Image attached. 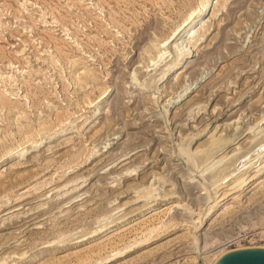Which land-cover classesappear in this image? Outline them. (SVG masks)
Returning a JSON list of instances; mask_svg holds the SVG:
<instances>
[{"label":"rangeland","instance_id":"rangeland-1","mask_svg":"<svg viewBox=\"0 0 264 264\" xmlns=\"http://www.w3.org/2000/svg\"><path fill=\"white\" fill-rule=\"evenodd\" d=\"M210 1L174 48L201 0H0V264H197L264 226V178L192 222L207 152L264 139V0Z\"/></svg>","mask_w":264,"mask_h":264},{"label":"bare ground","instance_id":"bare-ground-1","mask_svg":"<svg viewBox=\"0 0 264 264\" xmlns=\"http://www.w3.org/2000/svg\"><path fill=\"white\" fill-rule=\"evenodd\" d=\"M211 7H212V1H210V0H203L202 1L201 0V2L198 5H196V7L188 13V15L175 28V30L173 31V33L171 35L173 38V41H174V44H173L174 48H178V45L181 42L185 41L187 38L190 39V37L192 36L193 33L191 35H189V34H190L191 30H194L193 27L196 24L195 23L196 20H198V18H200V16H202L203 13H205L206 11H209L211 9ZM169 38L170 37H168V39ZM168 49L171 51V49H173V48L171 46V47H168ZM184 50H186V49H184ZM165 54H166V52L161 51L159 53V56H158L159 59L160 60L165 59L167 57V56L164 57ZM191 56L192 55H190V50L188 48V50L179 54V56H177V59L173 60V62L166 65L163 68L160 75L158 77L156 75V79H154V82H153L154 84L152 85V87H154L153 90L158 92L157 89L155 88V85L158 82H161L164 79H167L173 72H176L177 70L182 69L186 65V63L189 62V58ZM153 62H154V60H152V63ZM184 74H182V75H184ZM188 89H189V86H188V88L183 89L184 90L183 95H180V93L179 94L177 93L178 94L177 97L185 96L188 92ZM156 98H158V96ZM173 102H175V101H173ZM156 103L159 104L158 102H156ZM164 107H166V105H164ZM249 130H250V128L248 129V131ZM258 133L259 132H257V135H258ZM257 135L253 134L252 139H249L251 141V144H252V142L254 144H252L251 145L252 147H250V149L248 148V150H246V151H240L238 148V150H235V151L233 150L232 153L231 152L229 154L223 153L224 155L218 156V158L216 156L215 159H214L215 156L213 157V153H215V152H213V153L211 152L210 154H209V152H207L208 153L207 156L205 155L206 158L203 159L205 162L207 160H209L210 158L212 159V161H211V163L209 162V164H208L209 166L205 169V170H208L209 176L208 177L205 176V178H206L205 181H204V179H202V181H204V182H201V183L199 182V184L201 186L200 189L204 190L203 191L204 194L205 195L207 194V195H206V197L205 196L203 197V199L205 198V200H206V204H205L206 206H205L204 210L202 209V212L197 213L199 216L197 217L196 220H194V221L192 220V222H194L193 226H194L195 231L200 230L202 223L209 216V214L212 213L213 211H215L217 207L221 206V202L223 200L227 199L228 196L233 195V194L234 195L240 194L250 184L253 185V183H256L258 180H262L264 178V139L259 140V138H261L262 136L258 138ZM210 136H211L210 142L214 143L215 141L219 140L218 138L216 139L215 135H210ZM234 139H235V136H234V138H232L230 140L227 139V140L223 141V143H225V145H226L227 142H231ZM223 143H222V145H223ZM187 148H188L187 146H186V148L179 146L178 151H179V156L182 157V160L185 159V161H188L187 164L188 163L190 164V162L194 159L193 157L195 156L193 154H195V153L198 154V152H200V151H199V148L194 150V151H190ZM222 149H223V147L219 146V150L221 151ZM205 162H204V165H205ZM205 170H200L201 174L203 173L202 176L204 175ZM201 174H200V178H202ZM198 180H196V181H198ZM252 185H250V186H252ZM148 189H149V187H148ZM220 191H222V192H220ZM144 195H149V194L147 193ZM183 205L176 204V205H174V207L184 208ZM188 214H190L192 216L193 213L188 211ZM197 214H194V215H197ZM191 216H190V218H192ZM128 248H127V250H128ZM222 248H223L222 250L214 253L211 256H208V253H209L208 252L207 256H205L206 254H204V256L199 257V261L197 264H213V262L215 261V259L218 256H220L223 253L230 250L227 247L225 249H224V247H222ZM116 254L117 253H115V255ZM111 260H114V259H110L108 261L110 262Z\"/></svg>","mask_w":264,"mask_h":264},{"label":"water","instance_id":"water-1","mask_svg":"<svg viewBox=\"0 0 264 264\" xmlns=\"http://www.w3.org/2000/svg\"><path fill=\"white\" fill-rule=\"evenodd\" d=\"M213 264H264V247H244L218 256Z\"/></svg>","mask_w":264,"mask_h":264},{"label":"built area","instance_id":"built-area-1","mask_svg":"<svg viewBox=\"0 0 264 264\" xmlns=\"http://www.w3.org/2000/svg\"><path fill=\"white\" fill-rule=\"evenodd\" d=\"M264 247V226L257 230H244L224 240L222 247L230 250L244 247Z\"/></svg>","mask_w":264,"mask_h":264}]
</instances>
